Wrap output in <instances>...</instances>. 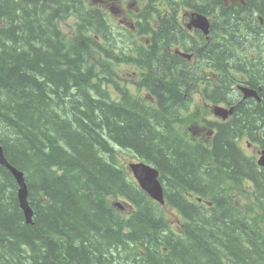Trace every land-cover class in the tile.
I'll list each match as a JSON object with an SVG mask.
<instances>
[{"label":"trees","instance_id":"obj_1","mask_svg":"<svg viewBox=\"0 0 264 264\" xmlns=\"http://www.w3.org/2000/svg\"><path fill=\"white\" fill-rule=\"evenodd\" d=\"M208 1L215 41L228 36L211 62L240 70L262 102L247 99L228 122L211 123L210 141L193 143L177 131L182 94L164 83L171 64L159 62L155 45L115 52V31L82 0H0V145L25 172L34 212L28 224L19 186L0 166V264H264V168L238 143L246 135L264 148V53L253 62L245 51L264 49V0ZM67 21L74 36L61 28ZM128 62L149 71L147 82L132 88L111 75ZM117 150L159 170L164 207ZM164 208L181 216L179 229Z\"/></svg>","mask_w":264,"mask_h":264},{"label":"flooded vegetation","instance_id":"obj_2","mask_svg":"<svg viewBox=\"0 0 264 264\" xmlns=\"http://www.w3.org/2000/svg\"><path fill=\"white\" fill-rule=\"evenodd\" d=\"M87 1H90L91 4ZM82 2L83 6L95 8L103 15L106 18V24L115 31V36H119H116L115 52L121 49L124 52L141 55L143 54L142 51H151L154 45L156 46V57H159V62L166 61L171 64V76L167 75L164 83L173 82L176 84L178 92L182 94L181 100L185 103V111L192 109L191 105L196 95L201 97L204 105L212 102H220L223 105L232 101L234 103L239 102V107L240 104L247 100H243V96L238 90L247 81L242 79L232 80L237 83L236 88H232L228 85L230 82L228 77L229 75L232 76L230 71L226 70L227 74L223 79H221L222 73L213 74L212 71H203L205 65H216L210 60L213 55V47L218 43L214 39L215 22L213 21V16L215 7L212 6L211 1L134 0V3H129L127 7H131L133 4L139 6L137 10L140 13L138 19H141L136 24L131 23L126 18L127 10L121 4V0H82ZM151 15L155 19L154 22L146 19ZM198 16H203L207 19L209 27L206 31L204 28L195 25ZM113 19H117L121 24H126L120 27L123 31L115 27ZM168 19L174 22L175 27L173 28H176L180 34L178 37L168 27ZM102 41L107 40L100 39V43ZM97 63L100 64L99 62ZM116 68L121 70L123 74L126 73L125 80H131L133 87L139 86L141 81H145V79L147 82L148 70L144 73H139L141 68L133 66L129 62L114 66V70ZM125 68L131 69V72H124ZM114 70L111 69V75L122 81L121 73ZM220 84H224L225 88H227L223 90L225 95L222 98L215 97L214 92L215 88L219 87ZM110 88L115 92L114 97H121L111 86ZM141 94L150 100L152 104H157L160 99L153 93L155 97L150 96L144 87ZM172 99H174L172 94L165 96L166 102H170ZM262 227L264 228V226Z\"/></svg>","mask_w":264,"mask_h":264},{"label":"rangeland","instance_id":"obj_3","mask_svg":"<svg viewBox=\"0 0 264 264\" xmlns=\"http://www.w3.org/2000/svg\"><path fill=\"white\" fill-rule=\"evenodd\" d=\"M134 0H121V4L123 6H125L126 11V15H127V19L131 22V23H135L140 20L138 19L139 16V12L138 7L136 4H133V6L131 7H127V5L129 3H134ZM89 4L90 1H87ZM49 8V7H47ZM147 20H149L150 22H154V17L153 15H151L149 18H146ZM71 24L74 23V20H70ZM114 25L117 29L120 30L121 26H124L126 24H121L118 22L117 19H113ZM68 21L66 23L61 22V28L62 30L68 35V36H74V34L69 33L71 32V28L68 26ZM117 37H119L118 35H116ZM220 42H224V43H228V41L223 38V40L219 37L218 39V43ZM116 44V41H115ZM248 50V52H247ZM237 51H240V56L244 55V52L246 51L247 55H248V59L255 62L254 60L257 59V56L259 54L264 53V49H260V48H249V49H245L241 50L238 49ZM99 56H97L95 59L98 61ZM242 58V57H241ZM98 64V63H97ZM100 65V64H99ZM228 63H226L224 66H221L219 64H216L215 66H204L203 67V71L207 70V71H212L213 74H217V73H222L223 76L221 77V79L224 78V76L227 74L226 70H228ZM231 73L234 75L235 78H240V79H247L248 77L245 75H242L243 73L238 70V69H230ZM115 72H119L121 73L122 77H123V81L127 82L128 84H131V86L133 85V82L131 80H124L126 73L123 74L121 70H118V68L115 69ZM124 72H131V69H126ZM138 76V75H136ZM135 76V77H136ZM133 79V78H132ZM235 83H231L230 86H234ZM222 89H225L224 84H220L219 86ZM132 88H134L132 86ZM156 105H159V101L157 102ZM192 109L185 111V103L183 102V106L179 109H181L179 111V115L181 118H183V123L179 124L177 126V131L179 132V135L185 139H188L189 141L193 142V143H205L206 141H210V139L213 136V133H210L212 126L211 123H222L224 122V120H217V118L213 115L212 111L209 109V107L205 106L202 102L201 97H199L198 95H196L195 100L193 102V104L191 105ZM184 110V111H183ZM228 119V118H227ZM227 121V120H226ZM249 136H253V137H257L258 138V132L256 133H249L247 134ZM247 141H250L251 144L248 145ZM240 147L243 149V152L250 156L253 157L254 159H256L257 161L260 159V151L262 149H264L257 141L251 139L250 137L246 136L239 139L238 141ZM117 147V146H114ZM118 152V158L120 160V163L123 166H128V164L130 162H137L138 160L134 158V154L131 152L126 151L125 153L120 152L119 150H117ZM243 194H246L245 192ZM242 194V195H243ZM245 196V195H244ZM113 203L117 204V203H122L124 204V208H123V212L127 215H129L132 212V209L130 208V206H128V204H126V202L120 200V199H113ZM164 207V206H163ZM165 214L170 222V225L175 228V229H179L180 224L182 222V218L181 216L174 210L172 209H168V208H164ZM263 214H264V210H262ZM33 220V217H32Z\"/></svg>","mask_w":264,"mask_h":264},{"label":"water","instance_id":"obj_4","mask_svg":"<svg viewBox=\"0 0 264 264\" xmlns=\"http://www.w3.org/2000/svg\"><path fill=\"white\" fill-rule=\"evenodd\" d=\"M225 5L228 6L230 4H241L243 6L247 5L246 0H223ZM195 25L201 28H204L205 31L209 27L207 20L203 16H198ZM246 94V98H255L259 100L257 92L244 89ZM232 113V111L228 112L223 110L222 108H216V115L221 117L222 119L226 120L228 115ZM260 166L264 167V149L261 151V157L258 161ZM0 166L5 167L10 173L14 176L17 184L19 185V202L22 210L25 213V217L27 219V223H32L33 211L29 206L28 202V187L25 180V173L15 168L10 162L7 160L3 146L0 145ZM130 171L134 175V178L138 182L139 186L147 192L150 197L158 202L159 204H165V196H164V189L161 181L159 180L160 172L159 170L143 161L137 163H130L129 164Z\"/></svg>","mask_w":264,"mask_h":264}]
</instances>
